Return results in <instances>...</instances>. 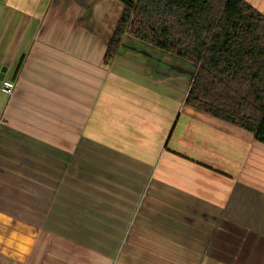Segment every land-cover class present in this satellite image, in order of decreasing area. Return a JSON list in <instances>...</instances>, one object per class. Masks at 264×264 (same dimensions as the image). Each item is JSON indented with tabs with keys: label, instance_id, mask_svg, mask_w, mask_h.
Returning <instances> with one entry per match:
<instances>
[{
	"label": "crops",
	"instance_id": "0c3cea01",
	"mask_svg": "<svg viewBox=\"0 0 264 264\" xmlns=\"http://www.w3.org/2000/svg\"><path fill=\"white\" fill-rule=\"evenodd\" d=\"M123 9L0 0V264H264V144L185 103L190 62L106 63Z\"/></svg>",
	"mask_w": 264,
	"mask_h": 264
},
{
	"label": "trees",
	"instance_id": "16d2710c",
	"mask_svg": "<svg viewBox=\"0 0 264 264\" xmlns=\"http://www.w3.org/2000/svg\"><path fill=\"white\" fill-rule=\"evenodd\" d=\"M124 6L106 51L134 38L195 65L185 103L264 144V13L247 0H118Z\"/></svg>",
	"mask_w": 264,
	"mask_h": 264
},
{
	"label": "built area",
	"instance_id": "2783aa9c",
	"mask_svg": "<svg viewBox=\"0 0 264 264\" xmlns=\"http://www.w3.org/2000/svg\"><path fill=\"white\" fill-rule=\"evenodd\" d=\"M16 83L12 79H3L1 89L4 93L10 95L15 89Z\"/></svg>",
	"mask_w": 264,
	"mask_h": 264
},
{
	"label": "rangeland",
	"instance_id": "374dc122",
	"mask_svg": "<svg viewBox=\"0 0 264 264\" xmlns=\"http://www.w3.org/2000/svg\"><path fill=\"white\" fill-rule=\"evenodd\" d=\"M127 34H129V33H127ZM130 36H132L131 34H129ZM124 37V36H123ZM185 61V60H184ZM189 63V62H188ZM192 67V70H193V72L195 73V70H196V67H195V65H192L191 66Z\"/></svg>",
	"mask_w": 264,
	"mask_h": 264
},
{
	"label": "water",
	"instance_id": "95a60500",
	"mask_svg": "<svg viewBox=\"0 0 264 264\" xmlns=\"http://www.w3.org/2000/svg\"><path fill=\"white\" fill-rule=\"evenodd\" d=\"M2 72H6V68H3V69H2Z\"/></svg>",
	"mask_w": 264,
	"mask_h": 264
}]
</instances>
